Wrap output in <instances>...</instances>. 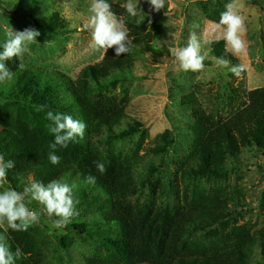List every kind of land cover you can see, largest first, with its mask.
Segmentation results:
<instances>
[{
	"label": "rangeland",
	"instance_id": "obj_1",
	"mask_svg": "<svg viewBox=\"0 0 264 264\" xmlns=\"http://www.w3.org/2000/svg\"><path fill=\"white\" fill-rule=\"evenodd\" d=\"M108 2L118 13L126 33L133 29L139 41L127 53L129 65L124 71L87 80L85 94L92 103L125 110L126 121L116 132L134 122L142 125L140 132L109 139L105 134L93 136L85 131L83 138L53 148L51 122L33 118L27 104L18 105L14 98L0 95V156L13 162L7 176L0 178V191L15 189L40 215L38 223L26 232L21 231L37 242L38 263L32 264H91L90 261L108 259L120 264L116 248L107 239L118 238L121 231L93 220L108 208L105 200L81 207L66 227L55 228L57 218L50 217L39 202L31 199V193L25 192L37 182L31 166L13 159L26 147L42 159L50 160V154L59 156L57 165L61 167L81 165L82 156H89L91 151L101 153L107 162L110 157L116 161L135 159L134 192L129 200L140 209L151 208L156 212L173 209L186 192L226 201L229 215L225 224L194 232L191 241L203 246L245 231L259 241L252 264H264L258 236L264 228V152L243 151L241 164L227 176H189L196 151L194 102L211 119H227L243 104L247 93L264 88V0H237V11L245 21L242 39L246 51L240 55L228 52L232 59L212 55L218 46L225 49V42L216 40L220 30L213 29L229 0H165L164 8L159 11L148 0H138L143 19L129 17L131 28L125 24L128 14L122 7L127 0ZM90 4L91 0H0V42L8 31L35 29L40 33L37 41L20 59L24 69L76 78L85 67L99 63L108 50L85 51L91 36L81 29L87 21ZM56 12L63 26L57 31H44L41 25L51 23ZM193 31L198 39L204 34L206 43L201 45V54L205 56V67L199 72H184L173 50L187 46ZM238 64L246 68L240 77L230 71ZM157 147L166 150L153 152ZM237 195L240 201L231 200ZM79 223H86V230ZM0 232L13 239V230L6 222H0Z\"/></svg>",
	"mask_w": 264,
	"mask_h": 264
},
{
	"label": "trees",
	"instance_id": "obj_2",
	"mask_svg": "<svg viewBox=\"0 0 264 264\" xmlns=\"http://www.w3.org/2000/svg\"><path fill=\"white\" fill-rule=\"evenodd\" d=\"M113 11L119 19L118 13ZM58 16L56 12L51 23L41 25V28L50 32L59 30L63 22ZM128 21L129 16L125 17V24L131 28ZM138 41L139 36L132 29L127 34L125 46L131 50ZM128 52L118 56L116 49L110 48L99 63L85 67L76 78L56 72L19 69L21 60L13 58L6 62L14 73L13 80L0 84V95L14 98L18 105L27 104L26 109L37 120L48 122V111L62 112L84 122L85 131L93 136L105 134L109 139L131 136L141 131V124L128 123L127 129L116 132L126 121L125 110L92 103L85 94L87 80L107 78L124 71L129 65ZM212 55L218 59H232L221 46L216 47ZM194 105L196 151L190 166V177L227 176L241 164L243 151L264 152V88L247 93L243 104L227 119H211L198 103L194 102ZM70 107L75 109L74 112L70 111ZM165 150L164 147H157L152 151L160 153ZM13 159L28 163L37 182L48 184L60 180L72 186L77 201L76 210L105 200L108 208L93 220L106 228L120 229L118 238L107 239L108 244L116 248L120 264H252L259 241L245 231L203 246L191 241L194 232L225 224L229 215L226 201L204 199L186 192L182 202L173 209L156 212L132 205L129 197L134 192L135 159L121 158L116 161L110 157V162H107L101 153L91 151L89 156H82L81 165L61 167L53 165L48 159L36 157L33 149L28 147ZM98 161L105 166L103 174L96 170ZM89 176L96 178L94 184L88 182ZM234 198L231 200L238 202L241 199L240 195ZM79 227L86 230L87 224L79 223ZM0 234V243L8 247L14 256L19 248L21 255L15 257V264L38 263L39 249L32 237L17 231L12 232L13 239ZM258 236L264 256V228ZM108 260L90 263L119 264Z\"/></svg>",
	"mask_w": 264,
	"mask_h": 264
},
{
	"label": "clouds",
	"instance_id": "obj_3",
	"mask_svg": "<svg viewBox=\"0 0 264 264\" xmlns=\"http://www.w3.org/2000/svg\"><path fill=\"white\" fill-rule=\"evenodd\" d=\"M148 2L157 11L165 6V0H148ZM122 7L129 17L140 16L141 20L143 19L141 10L138 8V0H127ZM88 12L87 21L81 29V31L87 30L91 36L85 51L106 52L107 49L115 48L118 56L129 51L125 46L126 30L108 0H91ZM244 25V17L237 11V0H229L213 29L214 32L220 30V35L216 36V40L222 39L225 42V52H231L234 55L245 53L246 45L242 39V34L245 31ZM39 35L37 30L31 28L23 31L12 30L6 33L5 40L0 42V84L11 82L14 77V73L9 70L6 62L13 58L22 59L29 51L30 45L37 41ZM202 43H206L204 34L201 33L198 39L196 32L193 31L187 46L173 50V54L184 72H199L205 67V56L201 54ZM221 63L226 64L225 61H221ZM24 67V63L21 62L19 69H24ZM230 71L236 77H240L246 68L245 65L238 64ZM46 118L51 122L49 127L54 136V143L51 145L53 148L56 145L66 146L69 142L76 141L78 137L83 138L86 125L84 122L74 119L73 116L62 112L48 111ZM49 159L53 165L58 164L60 160L59 156L55 154H50ZM12 167L11 160L5 161L0 156V178L6 177L8 170ZM95 167L99 173L105 172L102 162H96ZM88 182L94 184L96 178L89 176ZM25 192H30L31 199L39 202L50 217L57 218L53 225L55 228L66 227L76 214L77 201L74 198V189L66 182L60 180H54L48 184L36 182L25 189ZM39 220L38 212L24 202V196L20 192L15 189L0 191V222H6L8 228L17 232H26ZM20 255L19 248L14 256L8 247L0 243V264H15V257Z\"/></svg>",
	"mask_w": 264,
	"mask_h": 264
}]
</instances>
